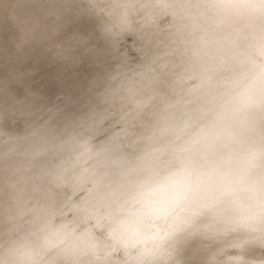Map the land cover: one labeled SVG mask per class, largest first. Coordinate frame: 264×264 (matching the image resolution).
<instances>
[{
  "label": "clouds",
  "instance_id": "1",
  "mask_svg": "<svg viewBox=\"0 0 264 264\" xmlns=\"http://www.w3.org/2000/svg\"><path fill=\"white\" fill-rule=\"evenodd\" d=\"M0 264H264V0H0Z\"/></svg>",
  "mask_w": 264,
  "mask_h": 264
}]
</instances>
